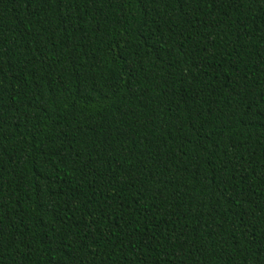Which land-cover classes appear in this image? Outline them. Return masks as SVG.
<instances>
[{
	"label": "trees",
	"instance_id": "1",
	"mask_svg": "<svg viewBox=\"0 0 264 264\" xmlns=\"http://www.w3.org/2000/svg\"><path fill=\"white\" fill-rule=\"evenodd\" d=\"M0 264H264V0H0Z\"/></svg>",
	"mask_w": 264,
	"mask_h": 264
}]
</instances>
